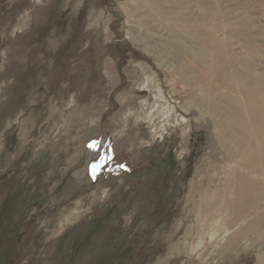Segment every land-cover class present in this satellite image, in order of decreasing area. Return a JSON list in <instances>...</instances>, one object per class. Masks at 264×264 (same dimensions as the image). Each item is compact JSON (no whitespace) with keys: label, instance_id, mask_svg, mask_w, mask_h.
Here are the masks:
<instances>
[{"label":"rangeland","instance_id":"374dc122","mask_svg":"<svg viewBox=\"0 0 264 264\" xmlns=\"http://www.w3.org/2000/svg\"><path fill=\"white\" fill-rule=\"evenodd\" d=\"M247 79L264 84V0H0V264H130L170 156L191 177L131 263L257 264L264 171L207 103Z\"/></svg>","mask_w":264,"mask_h":264},{"label":"bare ground","instance_id":"6f19581e","mask_svg":"<svg viewBox=\"0 0 264 264\" xmlns=\"http://www.w3.org/2000/svg\"><path fill=\"white\" fill-rule=\"evenodd\" d=\"M242 86H243V88L240 90V94H243L244 97L241 98L238 103L229 97H223L221 95H219L218 97L215 96L212 99L210 92H209V99H208L209 101H207V103L209 105V104H215V103L220 102V105L216 106L211 111L213 114L215 113L218 117H222V114L225 110L235 112L236 115H235L234 120L233 119H232L233 121L229 120V123L227 125L228 127L226 126L230 131V134L227 135L228 139H226V142L228 144L227 145L228 151L231 152V154L237 159V163L239 164L240 168L243 167V168L252 169L258 173V172L264 171V84H257L254 86L252 84V82H250V80L247 79L242 83ZM207 93H208V91H207ZM192 100L195 101V97H193ZM201 103L204 105L205 101H201ZM235 129L240 131L241 136H234L233 131ZM224 148H226V147H224ZM236 171H238V169H236ZM230 174H232V173H230ZM245 174H246V172L244 173V170L242 172H239L238 178L240 177L239 183H241L240 188L238 189V192H237L239 194V197H240V195L241 196L245 195L244 197H246L248 194V193L245 194L244 189H243L244 183L247 181ZM234 175H235V173H234ZM255 182H259V181H255ZM233 195H235V194H233ZM235 196H237V195H235ZM226 198L227 197H225L223 199L224 207L229 208L232 205V202H235V199L229 200L228 198L227 199ZM236 200H238V199H236ZM206 201H208V200H206ZM254 201H256V200H254ZM254 201H253V204H254ZM246 203H248V202H246ZM238 204H240V202H238ZM203 205H205V204H203ZM257 206H258V203L256 204V207ZM242 208H244V207L242 206ZM200 209H199V211H200ZM202 210L205 211V212H203V213H205V216L206 217L208 216V218H209L208 213H210V211H211V203L210 202L206 203V205L203 207ZM200 212H202V211H200ZM223 220L227 223V225L230 224V222L227 221V218H224ZM232 223H236V222L233 221V222H231V224ZM209 225H211L215 228L214 234L219 232L218 227H221V226H219L218 222H214L213 224L209 223ZM236 225L238 227H241L239 232H242L244 229L243 220L237 219ZM240 235H241V233H240ZM235 237H237V236H235ZM262 258L264 260V253H263V255H261L259 257V260H261Z\"/></svg>","mask_w":264,"mask_h":264},{"label":"flooded vegetation","instance_id":"af4514ba","mask_svg":"<svg viewBox=\"0 0 264 264\" xmlns=\"http://www.w3.org/2000/svg\"><path fill=\"white\" fill-rule=\"evenodd\" d=\"M192 159H188L185 163L184 172H177L175 170L176 162L170 156L166 162V166L162 168V171L159 172L162 175L159 183L158 180L153 176L154 174L149 175L148 178L154 180V185L152 186V191L149 194V202L145 204V208H142V215L144 214V219L138 223V227L132 234H130V238L127 244L132 245L140 241V247L136 252L132 254V258L130 259V264L133 260H137L138 257L141 259L144 257L146 252H148V248L150 246V239L153 238L154 232L157 229V226L166 225L171 217V214L175 211V208L172 203V199L175 194L180 191V186L187 178L191 177V161ZM181 167V166H180ZM159 171V170H157ZM157 175V172L155 173ZM157 183H156V182Z\"/></svg>","mask_w":264,"mask_h":264},{"label":"crops","instance_id":"0c3cea01","mask_svg":"<svg viewBox=\"0 0 264 264\" xmlns=\"http://www.w3.org/2000/svg\"><path fill=\"white\" fill-rule=\"evenodd\" d=\"M257 264H264V260H263V258H262L261 260L258 259Z\"/></svg>","mask_w":264,"mask_h":264}]
</instances>
